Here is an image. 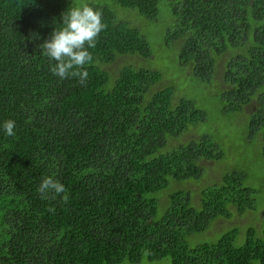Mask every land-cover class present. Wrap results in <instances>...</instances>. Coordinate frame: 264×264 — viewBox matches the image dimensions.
Segmentation results:
<instances>
[{
	"label": "trees",
	"instance_id": "trees-1",
	"mask_svg": "<svg viewBox=\"0 0 264 264\" xmlns=\"http://www.w3.org/2000/svg\"><path fill=\"white\" fill-rule=\"evenodd\" d=\"M164 1L0 0V264H141L145 249L150 263L264 264V225L247 228L242 241L237 226L211 231L264 203V175L236 167L245 158L264 170V0H166L172 29L163 44L177 52L175 64L220 93L224 116L256 104L245 139L260 151L249 154L207 134L172 146L216 118L178 88L154 91L164 74L139 65L153 45L138 17L161 23ZM85 3L103 12L107 28L88 49L87 81L60 79L40 46L63 13ZM120 59L118 73L107 70ZM9 119L12 137L2 127ZM46 177L66 192L41 199ZM208 179L199 192L182 187ZM202 234L211 240L191 244Z\"/></svg>",
	"mask_w": 264,
	"mask_h": 264
},
{
	"label": "rangeland",
	"instance_id": "rangeland-1",
	"mask_svg": "<svg viewBox=\"0 0 264 264\" xmlns=\"http://www.w3.org/2000/svg\"><path fill=\"white\" fill-rule=\"evenodd\" d=\"M167 1H164V4H160V18L161 23L152 22L148 19H144L142 17H138V13L135 10H128L125 13H131V17H138L140 22L139 27H143V35L151 42L153 45V55L150 59H140L139 65L140 67L145 68H154L162 72L165 76L164 80L157 85L153 90L159 91L162 88L169 87V88H178L180 92H185L192 100H198L201 105L198 103V106L206 109L208 111V115L213 116L216 121V124H212L211 121L205 124H198L192 129L190 132L186 133L179 139L173 140L172 146H179L182 143H188L194 139L200 138L203 135H211L215 140L223 141L225 146L228 148L229 144H237L239 146L240 152L244 154H249L252 150L253 151H260V149L254 145V147L250 150L248 148V144L246 142V130H247V121L248 118L256 111V104L253 103L247 106L241 115L235 117H228L227 115L224 116L221 113V101H220V93L213 94L208 90L203 89L204 85L199 83L198 81L194 80L192 77H189V70L186 69L188 72L182 70L179 65L175 64L176 61L173 60L177 58V52H174L175 49H168L167 45L164 46L163 43H166L167 32L171 30L172 26L170 25L169 16L170 12L167 8ZM163 45V46H162ZM178 60V59H177ZM155 61V63H154ZM174 61V62H173ZM125 61L120 59L118 62L110 65L107 67V70L111 72L118 73L119 69L123 67ZM227 63V58L220 57L218 59V66H217V74L215 76V81L218 84V87L221 90H225L227 88L226 84L223 80V73L224 68ZM155 64V66H153ZM180 93L178 92L175 96L174 101L179 100ZM235 117V118H234ZM262 151V149H261ZM261 153V152H260ZM262 155V153H261ZM231 160L227 161L229 164ZM213 164V163H210ZM264 166V163H261ZM243 167L244 170L249 174H251V178L257 177L259 174L264 175V170L262 172L253 171V168H248V161L245 158H241L236 162V167ZM241 170V169H239ZM215 177L214 180H219L220 174L219 172H214ZM261 179V178H260ZM212 185V182L208 180H204L202 184L198 188H195L193 185L184 184L185 188L193 189V192H199L204 189L205 186ZM264 194V192H262ZM260 201H258V204ZM264 225V203H260L258 206L257 211H248L243 215H239L237 212L234 214L233 219L226 220V219H219L215 224H213L212 232L214 233H221L228 229V227L237 226L241 228V235L240 240L242 241L244 238V234L247 228L255 227L258 229H262ZM223 229V230H222ZM215 239V238H214ZM211 240L205 234L200 235L197 239H192L191 244H195L200 241H209ZM154 264V263H150Z\"/></svg>",
	"mask_w": 264,
	"mask_h": 264
},
{
	"label": "clouds",
	"instance_id": "clouds-1",
	"mask_svg": "<svg viewBox=\"0 0 264 264\" xmlns=\"http://www.w3.org/2000/svg\"><path fill=\"white\" fill-rule=\"evenodd\" d=\"M61 27L55 29L49 41L43 43L40 48L43 54L56 63L51 67L54 76L60 79L79 77L81 82H86L88 72L85 66L93 62V55L88 50L95 48L98 37L107 28L103 22V12L87 3L70 7L62 14ZM5 134L9 137L15 135L16 122L6 120L3 125ZM41 199H49V193L60 195L66 192L65 186L58 180L46 177L37 189ZM54 212L55 209H49ZM151 252L143 251L141 264H150ZM154 264H171V257H164Z\"/></svg>",
	"mask_w": 264,
	"mask_h": 264
}]
</instances>
